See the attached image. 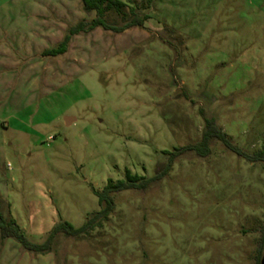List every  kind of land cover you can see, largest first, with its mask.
Here are the masks:
<instances>
[{"label": "rangeland", "instance_id": "rangeland-1", "mask_svg": "<svg viewBox=\"0 0 264 264\" xmlns=\"http://www.w3.org/2000/svg\"><path fill=\"white\" fill-rule=\"evenodd\" d=\"M150 19L96 28L81 0H0V212L34 244L97 213L125 171L160 175L201 139L204 118L241 152L264 146V0H120ZM109 23L122 25L114 14ZM70 122H67V120ZM101 228L35 255L0 241V264H258L264 164L212 141L145 190L112 196Z\"/></svg>", "mask_w": 264, "mask_h": 264}, {"label": "trees", "instance_id": "trees-1", "mask_svg": "<svg viewBox=\"0 0 264 264\" xmlns=\"http://www.w3.org/2000/svg\"><path fill=\"white\" fill-rule=\"evenodd\" d=\"M148 5L152 4V0H145ZM83 10L86 13L94 12L95 18L90 22H80L76 26L70 28L65 35L63 41L55 49L45 51L43 56L57 57L64 55L72 36L82 32H91L96 28H102L105 32L122 33L133 27H143L144 23L150 19L149 15L142 14V7H128L126 3L120 0H81ZM114 14L122 22V25L109 23L107 15ZM212 141L220 142L226 149L235 153L237 156L244 158L250 163L264 164V146L260 151L253 155L241 152L237 147L233 146L231 139L217 125L214 117L204 118V128L201 139L194 145H188L183 148L176 149L169 157L165 170L152 179H144L136 175H131L127 170L123 180L113 182L109 180L102 192H94L98 204L102 207L97 213L90 216L86 222L78 229L74 228L67 222H62L55 226L45 241L41 244L30 242L25 233L12 218H6L0 212V241L6 239L15 240L21 248L35 255H47L52 252L54 242L57 237L81 239L89 236L95 229L101 228L108 220L114 209L112 196L129 190H145L148 186L167 175L175 158L187 152L194 153L200 158H205L210 154V144ZM264 236V230H263ZM258 264H264V254L260 258Z\"/></svg>", "mask_w": 264, "mask_h": 264}, {"label": "water", "instance_id": "water-1", "mask_svg": "<svg viewBox=\"0 0 264 264\" xmlns=\"http://www.w3.org/2000/svg\"><path fill=\"white\" fill-rule=\"evenodd\" d=\"M67 122H70V120L68 119Z\"/></svg>", "mask_w": 264, "mask_h": 264}]
</instances>
